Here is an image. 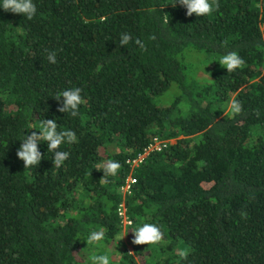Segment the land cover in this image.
Here are the masks:
<instances>
[{
	"label": "trees",
	"instance_id": "16d2710c",
	"mask_svg": "<svg viewBox=\"0 0 264 264\" xmlns=\"http://www.w3.org/2000/svg\"><path fill=\"white\" fill-rule=\"evenodd\" d=\"M33 3L31 20L0 7V264H90L80 262L85 239L100 229L90 256L107 252L112 264H177L180 248L190 249L180 264H264V0H219L206 16H187L175 0ZM122 33L132 37L124 46ZM191 49L213 65L189 75ZM229 51L245 61L231 73L218 64ZM171 83L185 111L177 97L157 103ZM75 87L85 102L73 117L54 96ZM233 98L243 106L235 116L225 114ZM44 119L78 142L60 145L70 155L59 168L40 142V163L25 169L17 150ZM155 136L168 146L130 168ZM108 159L122 167L101 182L95 166ZM128 174L136 182L122 196ZM121 199L130 248L111 255ZM144 222L163 225L159 245L132 243Z\"/></svg>",
	"mask_w": 264,
	"mask_h": 264
},
{
	"label": "clouds",
	"instance_id": "9594fccd",
	"mask_svg": "<svg viewBox=\"0 0 264 264\" xmlns=\"http://www.w3.org/2000/svg\"><path fill=\"white\" fill-rule=\"evenodd\" d=\"M186 8V15L192 16H206L211 15L214 11L220 9L219 0H175V4ZM175 6V5H174ZM0 7L5 12H11L14 14H22L31 20L37 12V7L33 3V0H2ZM168 23L167 18L164 21ZM132 37L130 34L122 33L120 44L121 46L127 45ZM151 40H155L156 36L153 34L149 37ZM142 50H146V46L142 40L137 38L135 40ZM50 63H56V53L50 52L48 55ZM219 64L227 69L228 73L234 72L238 68L245 66L244 59L236 52L229 51L222 55L218 60ZM100 65L97 66V71L100 70ZM82 89L75 87L72 89H66L58 92L54 97L57 101H60L57 111L62 113H70L71 116L75 117L79 115V106L83 104L84 98L81 96ZM61 97L63 100L61 101ZM243 106L241 102L235 98L231 99L228 104L227 113L235 116L242 113ZM57 122L55 119H44L39 124V132H31L26 134L22 139V143L17 150V157L24 163V168H29L33 165H38L43 157L39 149L40 142L47 143V151L53 152V164L57 168L61 167L63 162L69 158L70 153L67 151L58 150L62 144H73L77 141L76 133L72 130H57ZM121 164L115 160H105L95 166L97 170H102L104 175L100 179L101 182H105L104 178L107 176H116L121 168ZM90 175V174H89ZM241 216L244 217L245 213L241 212ZM163 225L155 223L144 222L141 226L137 227L132 232L134 233L132 243L135 245H159L164 240ZM105 231L103 229L92 231L87 237L86 242L88 246H100L104 240ZM190 254L189 248H180L177 251L180 261L188 259ZM90 264H112L110 255L105 252L104 254L93 253L89 257Z\"/></svg>",
	"mask_w": 264,
	"mask_h": 264
},
{
	"label": "rangeland",
	"instance_id": "374dc122",
	"mask_svg": "<svg viewBox=\"0 0 264 264\" xmlns=\"http://www.w3.org/2000/svg\"><path fill=\"white\" fill-rule=\"evenodd\" d=\"M262 26H264L261 23ZM187 49H185L183 51V53L186 51ZM192 50V49H191ZM194 52H192V58L186 57V60H183L184 64H187L186 66V72H188L189 75H192L193 72L191 70L192 69H198L199 66L201 65H208V63H210V65H213L211 63L213 57L210 54H207V52L205 50H192ZM219 64V63H218ZM198 76H194V78L197 80ZM188 79V78H187ZM186 79V81H187ZM197 86V81H194V83H190L188 85V87H196ZM186 93L188 94V88H186ZM175 97L178 98V103L177 106L182 110L185 111L187 109V97L186 95H182V93L180 92V90L177 88V86L174 83H171L164 91H162V93H159L158 95L155 96V99L157 100V103H162V104H169ZM227 106V104L225 105ZM125 226L121 225L119 231L116 233V235L114 234L113 238L110 240L109 242V247L115 251L112 252V250L109 252L111 255H117V252L124 246V247H128L130 248L129 243L125 240L124 236H125ZM94 231V230H92ZM90 231L89 234L92 232ZM86 251H83L82 253V257L84 258L83 260H81L80 262H85L87 261V263H89V257H90V250L88 249L89 246L87 247V244L83 247ZM140 262V261H139Z\"/></svg>",
	"mask_w": 264,
	"mask_h": 264
},
{
	"label": "built area",
	"instance_id": "2783aa9c",
	"mask_svg": "<svg viewBox=\"0 0 264 264\" xmlns=\"http://www.w3.org/2000/svg\"><path fill=\"white\" fill-rule=\"evenodd\" d=\"M169 142L170 141L167 138H161L155 136L153 137V140L146 147H144V149L138 151L135 155L128 157L126 159V163L129 165L130 168L139 166L143 161L145 155H147L150 151L153 150H157V151L162 150L164 147L168 146ZM135 182H136V178L132 174H128L125 177L124 182L120 186V191H121L120 193L122 194V196L125 193L131 192L132 185ZM115 210L121 225L125 226L127 224H130L131 220L126 215L123 199H121L118 202Z\"/></svg>",
	"mask_w": 264,
	"mask_h": 264
}]
</instances>
